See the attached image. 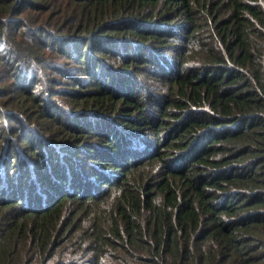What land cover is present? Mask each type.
<instances>
[{"label":"trees","instance_id":"1","mask_svg":"<svg viewBox=\"0 0 264 264\" xmlns=\"http://www.w3.org/2000/svg\"><path fill=\"white\" fill-rule=\"evenodd\" d=\"M0 264H264V0H0Z\"/></svg>","mask_w":264,"mask_h":264},{"label":"rangeland","instance_id":"2","mask_svg":"<svg viewBox=\"0 0 264 264\" xmlns=\"http://www.w3.org/2000/svg\"><path fill=\"white\" fill-rule=\"evenodd\" d=\"M168 55H169V54H168ZM140 142L144 143L143 140H141ZM143 146H145V145H143Z\"/></svg>","mask_w":264,"mask_h":264}]
</instances>
